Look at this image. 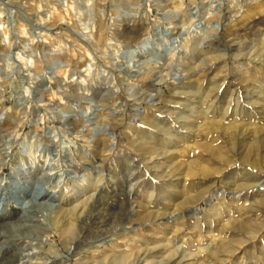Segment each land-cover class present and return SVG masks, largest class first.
Segmentation results:
<instances>
[{
	"label": "rangeland",
	"instance_id": "rangeland-1",
	"mask_svg": "<svg viewBox=\"0 0 264 264\" xmlns=\"http://www.w3.org/2000/svg\"><path fill=\"white\" fill-rule=\"evenodd\" d=\"M5 1L7 4L0 3V185H4L8 181L13 182L15 180L14 176L18 174V178L20 177L23 181V185L27 186H25V189L29 191H34L43 184L47 190H63L68 196L67 199L74 200V197L79 195L82 196L85 192L79 189L82 180L85 183L87 182L86 184L88 185H93L94 183L98 185V183L101 182L99 184L102 188H100L96 196L99 203L95 209H100V211L104 212L106 214L105 216L110 219L108 223L110 229L117 226L116 222H118L119 228L122 226L121 224L124 219H127L128 215L131 214L130 208L132 202L137 205L134 213L138 215L150 209L156 202L160 204L163 200V203H161L163 206L165 203L166 205L168 203V205H171L172 203L178 206L177 208L176 206H171L168 211L176 217L180 225L181 223L182 225L184 224L188 232L190 231L189 227L195 225V221L196 225L199 224V222L203 224L205 221L204 217H200L201 219L198 220V217H195L193 214V209L200 208L202 213L206 214L208 207L206 200L202 197L208 195L210 192L221 191L222 189L225 190V184L222 178L224 177L223 173L227 172L226 170L228 167L224 165V162L220 161V163H216V161H214L216 158L212 159L208 153L204 152L201 146L206 143L207 140L200 136V134L199 136L197 135L195 140H193V136L185 142L179 140L180 145L177 147L178 153L175 154L176 157L174 159L176 163L169 160L171 161L170 163L176 167L180 165L179 171L182 173L181 176L184 183L176 186H178L177 189L179 191L182 190V195H196L199 191V187L206 188L204 192V194H206L203 196L199 194L200 199L197 203L186 206L182 204V199L178 198L174 200L175 197L172 195L170 197L169 195V192H172L174 187L168 186V182L164 181L165 174L163 169L167 170L168 168L162 167L161 165L164 157L158 158L160 163L156 167L158 170L155 167L152 170H148L145 164H139L138 169H136L132 165L128 166V164L125 163L118 164L114 159L111 160L110 165L107 164L102 166L98 162L97 153L93 147L96 139L98 141V139L105 137V131H114L116 134V141L122 145L123 143L127 144L123 137L125 133L131 135L135 129L140 132V134L142 131L147 132L149 135H147V137L143 136V139L153 141V143L156 141V138L159 137V132L156 131L169 129L181 131L183 135L188 134L189 132L186 128L178 126H181L179 123L185 120L189 121L192 117L194 118L189 112L190 104L193 103L197 110L201 107L207 109L209 102L207 105L205 103L203 104L204 106L202 105L200 107L199 105L201 102L198 101L206 96V92H208L210 86L214 87L216 84L220 83L223 84L222 87L218 89L217 92H213V94L217 93L218 95L211 109L215 112V117H217L216 115L220 114V112L223 113L228 102L232 100L231 105H233L234 102L240 104L237 112V119L239 121H245L247 117L245 115H248L249 110L252 108L250 106L259 108L261 104H264V100H261L259 105H251L249 98H254L257 95V92H254V90L256 91L258 89L252 88V85L255 83L244 84V87L243 83L240 82L246 79L248 75L252 77L254 73L258 81L262 80L261 82L259 81V83L264 85V70H262L263 73H260L258 70L260 68L264 69V56L256 62L257 64L252 62V66H250L247 64L252 60H248V58L246 60V57L235 58L234 54L243 55L246 53L248 49H244V47H246L248 41L249 43L251 42V46L261 49L262 37H264V26L258 24V22L264 18V0ZM98 26L102 27L101 30H99L100 28ZM244 26L249 27L247 32L243 30ZM98 31L106 37L103 43L101 42L95 45L96 36L99 34ZM41 33L43 34L41 35ZM228 33L233 34L232 36L234 37L236 35L235 43L227 42V38L224 37V35L226 36ZM242 33L245 34L243 35ZM142 34H144L143 37L149 35L150 39L143 55L135 58L130 55L131 52L129 50L135 48L139 44L137 38L138 35ZM238 34L241 35L239 36ZM247 36L248 38H246ZM241 40H244V42ZM196 41L198 43H196ZM241 43L242 51L236 52L233 50V48L240 46ZM192 45L196 48V54L195 57L190 59L189 48ZM207 54L212 56L215 54L217 60L208 59ZM16 55L22 56L24 61L27 59L26 57L31 58L27 59L28 61L32 59L37 61L38 65L35 67L34 61H32L33 63L31 64V66L33 65L31 74L37 81L35 85L36 89H31L33 90L32 92L26 89V78L22 75L31 70H24L22 64L18 66V68L15 67L13 61L16 63V59L14 58ZM161 55L162 57H160ZM204 55H206V57ZM58 58H60V62H57ZM137 58L138 60H135ZM148 59H154L155 63ZM159 59L161 61H159ZM170 59L172 62H170ZM17 60H19V58H17ZM164 60H169V63L174 67L169 73L170 75L168 74L169 69H166L167 71L163 70L166 71V73L163 71L160 72L159 69L156 68L158 65L160 66ZM183 61L188 64H185ZM149 63H151L152 66L151 64L149 66ZM211 64L214 66H211ZM180 66L184 69L181 70ZM188 66H190V68ZM86 67L89 71L87 70L86 73H82ZM187 68H189V70ZM149 69L152 70L153 74L150 73L152 75L148 77L147 80L145 79V75L146 72L150 71ZM251 69L253 70L251 71ZM173 71L175 73L177 72L179 75L177 77L175 76L177 78L176 80L173 78ZM249 71L252 73H249ZM256 72L260 74L258 75ZM193 74H196V76ZM216 74L220 76L216 78ZM200 77L203 78V81L202 79L200 80ZM219 77L222 78L220 79ZM198 84H201L200 87ZM37 88L43 89V93L41 91L38 92ZM236 88H241L239 98H236V93L233 94L232 92L237 90ZM180 91L181 93L182 91L185 93L190 92L189 95H183V93L180 95ZM178 93H180L179 96L177 95ZM159 94L161 96H159ZM144 95L147 96V98H150L148 95L153 96V98L156 96L161 98L147 100V103H144V105L139 104L140 98ZM153 100L155 101L153 103L155 106L151 107L150 103ZM145 105L146 107L149 106L147 110V112L149 111V116L151 118H157L160 123L159 126L156 127L157 130L156 128L153 129L149 123L138 122L137 117H135L137 110L139 109L143 112L142 107ZM242 111L244 113H242ZM173 112L175 113L174 115ZM201 112L203 114V111ZM120 113L126 114L124 122L119 119L121 118ZM187 115L190 117L189 119ZM251 121H253V118ZM258 121L259 124H264V119L259 118ZM121 123H123V125ZM160 125L163 126V130L160 129L162 128ZM135 126L136 128L132 130V127ZM251 126L254 127H251L252 129L256 128L254 124ZM151 130L154 133H151ZM93 134L96 137H94ZM159 141L161 142L162 140ZM234 141L233 144H237V138L236 141ZM217 144H221L220 146H222L221 152L223 153L221 156L222 158L225 157V159L223 158L224 160H232L233 163L236 162L237 165L240 164L239 166H241V169H250L248 171L255 172V170L249 168L248 165H241L242 158L238 152L230 148L231 144L228 142L222 143L221 138L214 145L217 146ZM88 145H93V147ZM27 150H29V154ZM122 150L123 151L120 152L121 154L125 152L132 158L135 156L134 153L130 154V151L125 146ZM140 153L142 154L143 151ZM167 160L168 157H165L164 161ZM196 164H205L208 167L216 168L217 173L208 183L205 179L195 177L199 179L196 184L193 182V178H190L188 175L189 171L196 172ZM159 165H161V168ZM161 169L162 171H160ZM170 171H172L171 168ZM240 171L241 170H239V172ZM176 173L179 172L176 171ZM160 174L163 175L161 176ZM260 175L264 178V172H261L258 176ZM98 177L101 180L97 181ZM106 185L109 186L108 189L103 188ZM93 187L94 185L90 188L92 189ZM2 192L3 189L1 187L0 215H2V217L0 216V219L6 218V220H11L13 218L14 221H17L15 219H18V217L22 215L24 205L29 199H17L16 196L11 197L5 194L3 197ZM81 192H83V194ZM138 192L141 193V195ZM152 194L154 197H151ZM166 195L169 196L167 197ZM224 195L225 196H222L224 200L227 202L232 201L231 194L225 191ZM75 201L77 202V200H74L72 205L76 204ZM148 201H150V204H148ZM219 201L220 197L214 195L212 199L213 204H218ZM65 202L66 204L69 203L67 200ZM34 203H43L46 205L48 202L46 200H38L36 202H30V205H27V207L30 206V208L27 209H31L29 212L30 215L36 214L37 217H33L26 221V224H29L26 229H33L36 232V230H41L46 227L49 221L52 223L53 213L49 212L48 208H40L41 210L33 208L36 205ZM53 204H56V202H53ZM162 205H160L161 208L163 207ZM57 208L58 207L55 205L54 209ZM153 209L155 210L157 208ZM43 213L45 214L43 215ZM47 218L51 219L48 220ZM168 220L169 219L160 220L166 228L171 225L175 226V224L176 228L177 225L178 227L182 226H180L176 220H172L173 222ZM201 224H199V226ZM155 225L154 227L156 228L157 224ZM148 228L149 226H141L139 235L148 238L151 232L147 230ZM156 232L159 231L156 229ZM188 236L189 235H187L186 238H188ZM6 238L8 239L7 243L15 240V238L13 239L10 235H6ZM49 238L51 242L60 243L58 236L52 232ZM32 240L33 246L27 248L28 251H25L31 254V256L35 255L33 253H36V250L43 245V242H41L42 240H34V238H32ZM201 242L203 243V240H201L200 243ZM93 245L94 243H86L85 251L81 253L80 258H78L71 257V253L60 244L61 250L66 252L69 257L73 258V260L71 258H66V263L68 264H72L75 260H89V258L92 257L91 252ZM106 246L104 245L103 249L109 252ZM194 246H192L193 249ZM180 250L182 251L181 248ZM187 252H189V250H187ZM263 252L264 242L262 244L258 239L251 245L246 244L243 252L238 253L237 256L232 259L228 258L225 264H264ZM249 259H254V263L249 262ZM198 260L200 264L209 262V258L206 257L205 253L199 256ZM171 264L176 263L171 262Z\"/></svg>",
	"mask_w": 264,
	"mask_h": 264
},
{
	"label": "bare ground",
	"instance_id": "bare-ground-1",
	"mask_svg": "<svg viewBox=\"0 0 264 264\" xmlns=\"http://www.w3.org/2000/svg\"><path fill=\"white\" fill-rule=\"evenodd\" d=\"M0 3L7 4V2L5 0H0ZM251 12H253V11H251ZM258 24H261L264 26V18L261 21L259 20ZM99 28H100L99 30H101L102 27H99ZM243 30L247 32L249 30V27L244 26ZM42 34L43 33H41V35ZM242 34L244 35L245 33H242ZM103 35L101 34V32H99V34L96 36V39H95V45L99 44L101 42L102 43L104 42V38L106 36H103ZM143 35L144 34L138 35L137 40L139 41V44L137 42L138 45L135 48L129 50L131 52L130 55L134 56L135 58L137 56L140 57L143 55V53L146 50V46L149 42V39H150L149 35L145 36V37H143ZM232 35L233 34H231V33L230 34L228 33L226 36L224 35V37L227 38V42H231V43L236 42L235 41L236 35L234 34L235 37ZM246 38H248V36ZM262 38H260V39H262L261 49L255 48L254 46H251V44H250L251 42L249 43V41L246 40L248 42L246 43V47H244V49L246 48V49H248V51L246 53H244L243 55L237 54L238 55L237 56L236 54H234L235 58L246 57L245 58L246 60H247V58H248V60H252V61H250L249 64H247L250 66H252L251 65L252 62L256 63L258 60L262 59V57L264 56V37H262ZM134 40H135V38H134ZM253 40H254V38H253ZM242 42H244V40ZM196 43H198V42L196 41ZM93 45H94V43H93ZM256 45H258V44H256ZM241 47H242V43L240 46L233 48V50H235L236 52L242 51ZM189 50H190V53H189L190 56L189 57H191L190 59H192L193 57H195L196 48L194 45H192L189 48ZM212 52H214V51H212ZM204 56L206 57V55H204ZM213 56L210 54H207L208 59H216L217 58V56L215 57V54ZM219 56H220V54H219ZM160 57H162V55ZM59 59L60 58H58L57 62H60ZM165 59H166V57H165ZM135 60H138V58ZM148 60H151V59H148ZM148 60H146V61H148ZM157 60H155V61H157ZM15 61L17 64L16 66L18 68V61H20V60L16 59ZM151 61L154 62V59H152ZM159 61H161V60L159 59ZM170 62H172L171 59H170ZM145 63H147V62H145ZM184 63L188 64L187 62H184ZM245 63H244V65H245ZM150 64L151 63H149V66H150ZM256 64H254V65H256ZM36 65H38V64H37V61L35 60L34 61V67ZM149 66H148V68H149ZM151 66H152V64H151ZM190 66H188V67L190 68ZM211 66H214V65L211 64ZM156 68H158L160 72L163 70L169 69L168 74L171 72L172 68L174 69V67L169 63V60L168 61L164 60L160 64V66L158 65ZM176 68H177V66H176ZM180 68H181V66H180ZM189 68H187V69L189 70ZM151 69H152V67H151ZM182 69H184V68H181V70ZM225 69H226V67H225ZM253 69H251V71ZM87 70L88 69L86 67L83 70V72L82 71L81 72L86 73ZM258 70L260 73L261 72L263 73L262 70H264V69L260 68ZM258 70H257V72H258ZM166 71H163V72H166ZM246 71H248V70H246ZM183 72H185V71H183ZM196 72H198V71H196ZM150 73H152V70L146 72L145 79H147L148 77H150L153 74V73L152 74H150ZM249 73H252V72L249 71ZM14 74H16V73H14ZM17 74H19V73H17ZM186 74H187V72H186ZM22 75H20V76H22ZM173 75H174V77H173L174 80H176L177 79L176 77L179 76L177 72L176 73L174 72ZM182 76H184V75H182ZM194 76H196V74ZM218 76H220V75H217V74L215 75L216 78ZM252 77H254V78H252ZM252 77H249V75H248V77L246 76V79H244L240 83H243V85L244 84L247 85L248 83H253V84L255 83L254 85H252L253 86L252 88L258 89L256 91L254 90V92H257V95L254 98H249V101L251 102L250 103L251 105H253V104L259 105L261 100H264V85H261L259 83L260 80L258 81L256 79L257 76L254 73H253ZM11 78H12V76H11ZM170 78H172V77H170ZM180 78H181V76H180ZM180 78H178V79H180ZM201 79L203 81V78L200 77V80ZM220 79H219V81H220ZM256 80H257V82H256ZM196 82H197V80H196ZM203 83H205V82H203ZM239 84H238V86H239ZM174 85H175V83H174ZM198 85L200 87L201 84H198ZM222 85L223 84L220 83V84H216L214 87L210 86L211 88L209 87L208 92H206V96L204 97L205 99L203 98V99H200L198 101V102H201V104L199 105L200 107L205 103L207 105L209 102V104L207 105L208 106L207 109H203L201 107V108H199V110H197L196 107L193 105V103L190 104L191 106L189 107L190 108L189 112L194 116V118L192 117L189 121L185 120L184 122L179 123V124H181V126H178L181 128H186V130L189 132L186 135H183L181 131H176V130L173 131V130H169V129L165 130L163 128V126L160 125V127L162 126V128H160V129H162V130L164 129V130L163 131H161V130L156 131V132H159L158 133L159 137H157L156 141H154V143H153V141L147 140L146 138H145L146 140H144L143 136L147 137V135H149V134L145 131H142V133L140 134V132L136 131V129H135L136 126H135V127H132V130L133 129H135V130H133L131 135L125 133V136H123L124 140L127 142V144L123 143V145H122L121 143H118L116 141V134L114 133V131L113 132L112 131H105V133H106L105 137L102 136L103 138L98 139V141L96 139L94 147H93V145H91L93 148H95V152L97 153V157H98L97 158L98 162L102 166L107 165V164L110 165L111 160L114 159L115 161H117L118 164L125 163V164H128V166L132 165L136 169H138L139 164L140 165L145 164L146 167H148V170H152L154 167L156 168L157 165L160 164L159 163V159H160L159 157H161V158L164 157L161 165H162V167H168L167 170L163 169V172L165 174L164 175V181L168 182L167 183L168 186L174 187L172 192H169L170 193L169 195H170V197H171V195L174 196L175 197L174 200H177L178 198L182 199L183 200L182 204L184 206H186V205L197 203L198 200L200 199L199 194L202 196L206 194V193L204 194V192L206 191V188L204 189V188L199 187V191L196 195H193V194L191 196L182 195V190L179 191L177 189L178 186H176V185H181L182 183H184V180L181 176L182 173H180V171H179L180 165H177V167H176L173 164H171L170 163L171 161H169V160H172L173 162H175V160H174L176 157L175 154L178 153L177 147H179V145H180L179 140L185 142L188 139H191V136H193V140H195L197 138V135L199 136V134H200V136H202L203 138H205L207 140L206 143L202 144V146L200 145L202 147V149L204 150V152L208 153L212 159L216 158L214 160V161H216V163H220V161H221V162H224V165H226L228 167V169L226 170L227 172L223 173L224 177L222 178V181L225 184V190L222 189L221 191L218 190V191L210 192V193L207 191L209 194L207 193L208 195L202 197L203 199L206 200L207 207H208L206 214L202 213L200 208H194L193 209V214L195 217H198V220L201 219L200 217H204V219H205L203 224H201L199 222V224H201L200 226L202 228L199 226V224L196 225V221H195V223H194L195 225L192 227L190 226L189 227L190 231L188 232L186 230V227H184V224L182 225V223L180 222L182 225L181 226L178 223V221L176 220V217L174 215H172L171 212L168 211L171 206H176V205H173L172 203H171V205H168L169 203L166 205V203H165V205L163 206L161 203H163L164 200L161 201V203L159 202L160 204H158L154 200L156 202V203L154 202L155 205L153 204V206L151 208L148 207L150 209L147 208L148 210H145L144 213L142 212L143 214H138V215H137V213L136 214L134 213L136 211L135 208L137 205L133 204V202H132L131 208H130L131 214L128 215L127 219H124V221L122 220L123 221V223L121 224L122 226L119 228L118 222H116L117 226L116 227L111 226L112 228L110 229L109 224H108L110 219L107 218L105 216L106 214L104 212H101L100 209H95V207L99 203L96 196H97L100 188H102L101 185L99 184L101 182H99L98 185H95V183H94L93 184L94 187L91 189L90 187L93 185H91V184L88 185V184H86L87 182L85 183L82 180L81 186L79 187V189L81 191H85L86 193L84 192V194H83V192H81L83 194L82 196H80V195L76 196V197L73 196L74 200H77V202L75 201L76 204L72 205L74 200L69 199V198L67 199L68 196L64 193L63 190H54V189L53 190H47V189H45L43 184L39 188L35 187L36 189L34 188L35 189L34 191H32V190L29 191V190L25 189L26 185H23V181L20 179V177L18 178V174H17L16 176H14L15 180L13 182L8 181L5 183L6 185L5 184L0 185V190H1V187L3 189L2 195H3V197L5 194V195H7V196L9 195L11 197L16 196L17 199L26 198L29 200L28 201L26 200L27 203L24 205V210L22 212V215L20 217H18V219H15L17 221H14L13 218L11 220L9 218H8L9 220H6V218L0 219V264H65L67 262L66 258H71V257L80 258L81 253H83L85 251L86 243H91V244L94 243V245L92 246V252H91L92 257H90L89 260H85V261L84 260L83 261L75 260L72 262V264H169V263L171 264V262H174L176 264H200L198 262L200 259L198 260V258H199V256L204 255V253L206 254V257L209 258V262H207L206 264H225L228 261L227 260L228 258L232 259V258L236 257L238 253L243 252V249H244L246 244L251 245L253 242L255 243V241H257L258 239L263 244V242H264V178L261 177V175L260 176H258V175L261 172H264V124H259L258 120H259V118L264 119V104H261V106L259 108H255L253 106H250L252 108L249 110L248 115L247 114L245 115V116H247L246 120L244 118L245 121H242V120L239 121L237 119V112L239 110L240 104L234 102V104L231 105L232 100H230L227 104L225 111H223V113L220 112V114L216 115L217 117H215V115H214L215 112H213L211 109L213 107L214 101L217 100L216 98L218 95H217V93L213 94V92L214 91L217 92V90L220 89L222 87ZM245 85H244V87H245ZM192 87H193V85H192ZM249 88H251V87H249ZM184 91H182L183 95L184 94L189 95V92L191 90L188 93H185ZM232 92H233V94L236 93V96H237L236 98H239L241 88H238L237 90H234ZM180 93H181V91H180ZM180 93H178L177 95L179 96ZM182 93L180 95H182ZM227 93H228V91H227ZM145 95L142 96V98H140L141 103L139 102V104L144 105V103H147V100H152L155 98H157V99L161 98V97H157V96L155 98H153V96H150V95H148V97H150V98H147V96H145ZM159 96H161V95L159 94ZM231 96H233V95H231ZM231 96H229V97H231ZM224 97H226V96H224ZM227 100H229V99H227ZM169 101H171V100H169ZM154 102L155 101L153 100L150 103L151 107L155 106L153 104ZM217 102H219V101H217ZM248 103H247V105H248ZM137 105H138V103H137ZM187 106H188V104H187ZM148 107H146V105L144 107H142L143 112H141L138 109L135 117H137L138 122L140 121V123H142V122L149 123V125H151L154 129L157 126H159L160 123H159L157 118H155V117L151 118L149 116V111L147 112V110L149 109ZM200 110L203 111V114ZM214 110H215V108H214ZM167 111H168V109H167ZM242 113H244V112L242 111ZM174 114L175 113L173 112V115ZM251 114H252V116H251ZM248 116H250V117H248ZM2 117H3V115H2ZM125 117H126V114L122 113L121 118H119V119H121V121L124 122ZM169 117H171V116H169ZM189 118L190 117L188 116V119ZM252 118H253V121H251ZM178 119H179V117H178ZM175 121H177V120H175ZM118 122H116V123H118ZM10 123H11V121H10ZM114 123H115V121H114ZM171 123H172V121H171ZM121 124L123 125V123H121ZM253 124L256 126L255 129H252V128H254L251 126ZM152 127H150V128H152ZM156 130H157V128H156ZM88 132H90V131H88ZM152 132L153 131L151 130V133ZM151 136H152V134H151ZM194 136H195V138H194ZM94 137H96V136L94 135ZM220 138H221L222 143L228 142L229 144H231L230 148L233 151H236L239 153L240 157L242 158L241 165H244V166L248 165L249 168H253L255 170V172L248 171L250 169H245V168L241 169V166H239L240 164L237 165L236 162L233 163L232 160H228V159L224 160L225 157H223L224 158L223 159L221 156L223 153V152H221V150H222L221 149L222 146H220L221 144L220 145L217 144V146L214 145V144H216V142H218V140ZM236 138H237V144H233V141L234 140L236 141ZM82 140H83V138H82ZM159 140H162V141L160 142ZM121 142H122V139H121ZM88 146H90V145H88ZM124 146L126 148H128V150L130 151V154L134 153L135 156L133 158L128 153H125V152H123L122 154L120 153L123 151L122 148H124ZM141 151H143L142 154L140 153ZM27 152L29 154V150H27ZM8 153H9V151H8ZM6 155H7V153H6ZM3 157H5V156H3ZM165 157L166 158L168 157L167 161H164ZM9 163H10V161H9ZM161 165H159L160 168H161ZM11 167H13V166H11ZM170 168L172 171H170ZM197 168H198V171H197ZM239 170H241L242 172L241 171L239 172ZM145 171H146V169H145ZM160 171H162V169ZM176 171L179 173H176ZM14 172H15V168H14ZM216 173H217L216 168H211V167H208L205 164H203V165H197L196 166V172L189 171L188 175L190 178H193V182L197 184L198 180H199L198 178L205 179L207 183L210 182L213 179V176L216 175ZM150 174H151V171H150ZM101 176H99V177H101ZM99 177L97 178V181L101 180V179H99ZM195 177H198V178L196 179ZM147 178H149V177H147ZM1 181H3V180H1ZM25 181H27V180H25ZM134 185H135V183H134ZM141 185H142V182H141ZM103 188L108 189L109 186L106 185ZM145 189H147V188H145ZM225 191H227L229 194L232 195L231 196L232 197L231 202H227L226 200H224V197L222 198V196H225L224 195ZM76 193H78V192H76ZM139 194L141 195V193H139ZM153 194H155V193H153ZM153 194L151 195V197L153 196ZM136 195H134V196H136ZM169 195H166V196L168 197ZM214 195L220 197V201L218 204L217 203L213 204V202H212ZM3 197H1V198H3ZM38 200H46L48 202V204H46V203H45L46 205H44L43 203L40 204L41 202L39 204H37L38 203L37 202V203H34L36 205L33 208H36L37 210L48 208L49 212H52L53 215H52V223L49 221L46 227H44L41 230L38 229L35 232L33 229H30V230L26 229V227L28 228V225H29V224H26L27 223L26 221H28L29 219H31L33 217L34 218L37 217L36 214H31L32 216L30 215L29 212L31 211V209L28 210L27 208H30V206L27 207V205L30 202H36ZM66 200L69 203L66 204V202H65ZM223 200L226 202H224ZM133 201H136V200H133ZM53 202H56V204H53ZM148 204H150V201H148ZM55 205L58 207L57 209H54ZM160 205H162L163 207L161 208ZM157 206H160V207H157ZM177 207L178 206H176V208ZM153 208H157V209L154 210ZM173 208H175V207H173ZM52 213H50V214H52ZM44 214L45 213H43V215ZM0 216L2 217V215H0ZM4 217H6V216H4ZM179 217H178V219H179ZM47 219L49 220L51 218H47ZM163 219H169L168 221H171V222H173L172 220H176V222L181 227H178V225H177V228H176V224H175V226L170 224L171 226L166 228L165 225L162 223V221H160ZM155 224H157L156 228L154 227V226H156ZM144 225L149 226V228L147 230L151 231L150 235H148V238H145V237H142L139 235L141 226H144ZM1 227L5 228L6 230L2 229ZM156 229L159 232H156ZM51 232L58 236L60 243L54 242V241L51 242V240L49 238V235H51ZM6 235H10L13 239L15 238V240H13L11 242L9 241V243H7L8 239L6 238ZM187 235H189L188 236L189 240H188V238H186ZM120 236H122V237H120ZM32 238H34V240H42L41 242H43L42 243L43 245L36 250V253H33L35 255L31 256V254H29L28 252L26 253L25 251H28L27 248H29V247L31 248V246H33ZM190 240L192 242H194L195 244L192 243ZM201 240H203V243L201 242L202 244L200 243ZM60 244L69 253H71V257H69V255L66 254V252L61 250L62 248H61ZM106 244H107V246H106ZM104 245L106 247H108V250H109V252L107 251L108 253L103 249ZM192 246H194V249ZM255 247H256V245H255ZM180 248L182 249V251L180 250ZM187 250H189V252H187ZM29 252H31V251H29ZM50 255H52V256H50ZM71 259L73 260V258H71ZM249 260H250L249 262L254 263V261H253L254 259H252V260L249 259ZM66 264H68V263H66Z\"/></svg>",
	"mask_w": 264,
	"mask_h": 264
},
{
	"label": "built area",
	"instance_id": "built-area-1",
	"mask_svg": "<svg viewBox=\"0 0 264 264\" xmlns=\"http://www.w3.org/2000/svg\"><path fill=\"white\" fill-rule=\"evenodd\" d=\"M14 58L15 59L19 58L20 61H18V66H20L22 64L24 66L23 67L24 70H26V71L31 70V71H28V72L25 71L26 74L23 73V76L26 78V80H25V82H26V89H29V91L32 92L33 90H31V89H34L35 88V85L37 84L36 79H34V76L31 74L32 73V70H33V65L31 66V64L33 63L32 62L33 59L30 60V61H28V63H27V59H31V58L26 57L27 59L25 61H24V58L22 56H20V55H18V56L16 55ZM13 64L15 65V67H17L16 66L17 64L14 63V61H13ZM27 64H28L29 67L27 66ZM37 91L38 92L41 91L43 93V89H38L37 88Z\"/></svg>",
	"mask_w": 264,
	"mask_h": 264
}]
</instances>
